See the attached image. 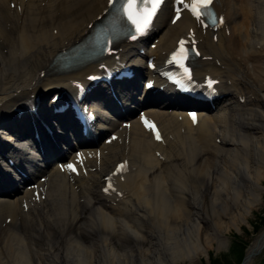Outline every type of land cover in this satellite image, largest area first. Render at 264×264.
I'll return each mask as SVG.
<instances>
[{
	"label": "bare ground",
	"instance_id": "1",
	"mask_svg": "<svg viewBox=\"0 0 264 264\" xmlns=\"http://www.w3.org/2000/svg\"><path fill=\"white\" fill-rule=\"evenodd\" d=\"M171 3L164 2L142 42H122L103 60L60 72L53 59L90 32L108 0H0V159L11 179L26 167L33 173L24 188L0 190L8 194L0 197V261L1 252L10 255L26 242L11 264H120L117 257L128 258L123 264L193 263L206 255L205 244L226 247L224 233L239 230L262 203L264 0H215L223 23L213 29L186 12L173 23ZM181 41L199 54L194 81L216 82L214 110L202 104L193 123L186 112L166 109L177 102L169 89L150 93L158 101L143 114L156 123L161 140L135 118L100 120V134L110 136L78 149L80 158L69 156L76 174L52 163L39 169L32 152L25 153V137L36 131L49 162L57 158L56 165L65 166L59 130L67 126L76 136L77 125L68 116L54 117L50 99L76 95L110 63L135 70L133 80L113 91L136 105L139 99L122 93L137 90L143 77L162 86L146 69L147 59L161 65ZM106 90L97 85L84 101H108ZM119 163L126 166L114 173ZM6 170L0 188L9 183ZM15 191L20 194L8 198ZM263 241L264 231L246 249L244 264H252Z\"/></svg>",
	"mask_w": 264,
	"mask_h": 264
},
{
	"label": "rangeland",
	"instance_id": "2",
	"mask_svg": "<svg viewBox=\"0 0 264 264\" xmlns=\"http://www.w3.org/2000/svg\"><path fill=\"white\" fill-rule=\"evenodd\" d=\"M198 195L204 197L203 191L199 192ZM263 231L264 196L262 203L251 213L247 223H242L239 230L229 228V230L224 233L227 240L226 247L217 251L215 243H212L211 245L205 244L207 253L206 255H201L200 260H195L193 263L188 261H179L178 264H242L246 249L252 243L253 239H255ZM201 237L202 243L204 244L203 234ZM19 247L16 248L14 253L11 252L10 255H8L6 250L5 252H1V264H11L15 256L21 252L17 251ZM26 247V242H24L23 246L20 248L25 250L24 248ZM146 248L147 247L145 246L144 249ZM126 259L128 258L117 257V261L120 264L126 262ZM252 259V264H264V245L260 248L259 253Z\"/></svg>",
	"mask_w": 264,
	"mask_h": 264
},
{
	"label": "snow or ice",
	"instance_id": "3",
	"mask_svg": "<svg viewBox=\"0 0 264 264\" xmlns=\"http://www.w3.org/2000/svg\"><path fill=\"white\" fill-rule=\"evenodd\" d=\"M180 2L183 3V0H180ZM161 3L162 0H146L147 7L145 10L144 8L137 7L138 0H126V4H125L126 14L128 16V19L131 20L132 23L136 25L138 32H142L144 31V29L148 27L152 17L156 14V11L158 10ZM212 3L213 0H192L190 9L192 13L197 17V19H200L201 16L207 15L215 20L214 14L210 8ZM219 23H223V17L219 18ZM186 55L187 53L184 48V41H181L180 48L176 53L173 54L172 59L173 61L179 62L185 59ZM181 67H184L183 64H181ZM185 73L188 74L187 68H185ZM188 78H190V74L188 75ZM215 83H216L215 81L209 79L208 80L209 88H212V86ZM192 118L195 121L194 114H192ZM145 123L146 125L148 124L147 121H145ZM157 138L159 139L158 134H157ZM66 167L72 171H75V167L72 164H68ZM124 167H125L124 165H121V169H123Z\"/></svg>",
	"mask_w": 264,
	"mask_h": 264
},
{
	"label": "water",
	"instance_id": "4",
	"mask_svg": "<svg viewBox=\"0 0 264 264\" xmlns=\"http://www.w3.org/2000/svg\"><path fill=\"white\" fill-rule=\"evenodd\" d=\"M264 245V241H263V244H262V246ZM261 246V247H262ZM261 247H259V248H257V250L254 252V254H253V256L252 257H254L256 254H258L259 253V251H260V248ZM245 259V258H244ZM242 264H244V260H243V262H242Z\"/></svg>",
	"mask_w": 264,
	"mask_h": 264
}]
</instances>
